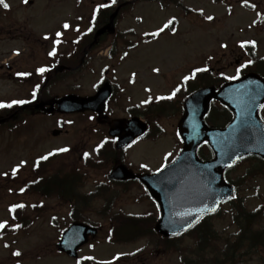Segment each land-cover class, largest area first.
<instances>
[{"label": "rangeland", "instance_id": "obj_1", "mask_svg": "<svg viewBox=\"0 0 264 264\" xmlns=\"http://www.w3.org/2000/svg\"><path fill=\"white\" fill-rule=\"evenodd\" d=\"M29 1L35 3L33 9L39 15L37 22L43 24L41 25L42 34L65 32L62 28L65 22L71 25V29L67 31L70 34H77L78 32L75 31L77 27L87 31L91 26L95 7L109 2V0ZM5 2L12 8L10 11V14H13L12 18L22 22L31 17L30 11L23 9L25 7L23 0H5ZM249 2L257 6L255 10L251 11L242 6V0H215V2L213 0H176L175 2L141 0L135 3L133 9L125 14L117 25L118 33H126L129 36H126L125 40L130 39L136 45L135 50L118 69L120 80L129 85H123L125 91L121 95L118 94L110 103L109 114L111 113L114 119L124 118L129 114V110L132 112L136 109L142 110L144 105L141 102L149 96H152L154 101L156 96L169 95L176 87L181 88L179 95L183 96L187 91L183 77L190 75L198 67L220 69L226 76L236 75L237 68L245 61L244 49L239 47L243 41H256V58L264 60V22L260 27H256L253 23L259 17L264 18V0H249ZM201 9L204 15H200ZM3 13L0 7V24L4 23ZM208 15H212L215 19L208 21L205 18ZM81 16L84 20L79 24ZM172 17L178 21L175 35L167 30L159 38L145 35V33L156 31ZM221 44H227L228 48H222ZM2 51L3 45L0 44V54ZM237 61H240L239 65L236 64ZM155 68L160 69L159 73L153 71ZM133 73L136 74L134 83L131 82ZM101 74L100 67H97L94 72L89 70L82 80H78L77 85H72L73 81L65 85H56L53 94L58 98L69 94L92 95L98 87L96 84ZM82 81H85L84 85H79ZM9 86L0 85V101L7 95ZM146 89H151V92ZM60 121L66 124L63 128L59 125ZM36 122V131L30 130V133H26L31 128L29 126L24 128L25 131L21 136L11 134L0 136L2 137L0 138V222L8 221L10 225L17 224L12 219V213L8 211L17 203L26 205L23 215L27 216L26 225L18 235L7 236L0 241V264H76L77 260L60 255L56 250V243L61 232L73 222L72 219L97 224L102 229L98 239L90 244L93 247L88 246L80 253V258L93 256L95 258L93 264L108 261L112 264H193L195 262L198 248L195 240L189 237H184L181 242L172 244L178 248L177 251H165L163 255L156 251L157 256L154 255L156 258L133 260L129 259L132 256L131 253L139 252L138 249L146 251L153 241L142 240L129 245H111L104 242L103 235H106L110 226V217L115 212L128 216H142L155 210L150 201L141 197L143 192L139 189L135 188L127 192V195L122 194L115 200L93 202L88 199L87 205L82 203L79 207L80 213L74 216H71L73 202L70 206L58 200H47L39 195L19 194V186L11 182L8 176L5 181L3 173H12V169L21 161L27 163L17 174L24 179L29 176L30 167L40 156L61 147H68L71 151L67 167L71 170L80 169L83 166L81 161L83 152L86 150L92 154L94 148L102 143V136L92 134L93 125L87 114L41 117L40 121ZM179 122L180 118L177 117L163 120L161 125L165 130L164 136L157 141L142 140L136 143L127 153L128 161L136 169H140L141 164H146L148 169L156 171L166 163L164 157L167 153L171 152L173 155L169 157V160L173 159L182 148L178 134ZM55 129H62L68 133L54 138L51 132ZM104 131L105 129L101 128L99 133ZM257 166H260L257 161H243L229 173V177L236 182L242 181L247 171ZM87 175L89 180L87 187L80 192L82 197L95 190L98 184L106 181L105 175L100 172L87 171ZM112 191L120 192L117 189ZM238 193L245 200L248 209L254 211L264 204V176L245 180L239 186ZM32 205L37 206L32 207ZM106 210L110 211L107 216H103L107 213ZM232 214L231 207L227 206L223 208L219 218H211L223 241L213 245L205 255L208 264H215L226 257L228 249L224 240L233 239L237 232L232 223ZM263 227L264 222L258 228ZM5 244L9 247L5 248ZM16 250L22 252V257L18 261L12 255V252ZM232 263L227 260L224 264ZM244 264H264V249L260 250L258 255L246 258Z\"/></svg>", "mask_w": 264, "mask_h": 264}, {"label": "water", "instance_id": "obj_2", "mask_svg": "<svg viewBox=\"0 0 264 264\" xmlns=\"http://www.w3.org/2000/svg\"><path fill=\"white\" fill-rule=\"evenodd\" d=\"M117 15L118 12L111 16L110 23L98 31L97 37L106 32H115L114 23ZM254 92L259 94L252 98L250 93ZM109 96L108 87L101 89L90 99L68 96L58 101V109L65 113L86 110L102 113ZM213 100L220 101L234 114L233 121L225 129H212L205 122ZM262 104L264 80L255 74L228 83L219 90L202 89L187 99L186 115L179 127L184 148L176 163L171 164L159 175L141 178L161 208V219L155 228L159 234L173 237L172 231L180 230L188 221L195 219V216L182 218L177 213H198L206 205L211 208L215 199H225L229 194L234 195L233 187L225 184L224 173L229 169L228 164L233 163L237 155L264 158V123L260 118ZM245 108L251 111L250 117L246 113L242 116ZM246 118L253 121V127L247 130L248 140L243 141L241 121ZM146 132L147 126L138 118H134L128 122L116 121L110 134L120 138L117 147L123 149ZM59 134V131L53 132L54 136ZM206 142L214 153V159L202 162L198 156V148ZM111 178L126 180L133 176L126 168L120 167L114 171ZM161 178L170 179V182L162 184ZM96 235V229L75 223L63 233L57 248L60 252L77 258L78 250Z\"/></svg>", "mask_w": 264, "mask_h": 264}, {"label": "flooded vegetation", "instance_id": "obj_3", "mask_svg": "<svg viewBox=\"0 0 264 264\" xmlns=\"http://www.w3.org/2000/svg\"><path fill=\"white\" fill-rule=\"evenodd\" d=\"M23 5L24 10L30 11V18L20 22L12 18L13 14H10L12 8H9L5 9L4 23L0 24V44L3 45V51L0 54V85H10L7 95L0 102L10 103L15 99L31 100V92L35 85L39 83L41 87L36 100L32 103L0 109V136L4 134L21 136L26 125H32L29 129L36 127L37 117L55 116L56 113L47 114L49 105L56 101V96L53 94L55 86L65 85L71 81H73L72 85H77L78 80H82L89 70L94 72L97 67L101 69V79L96 84L99 85L97 91L105 85H111L114 96L121 90V86L129 85L121 81L118 75L120 64L126 58L124 54L133 51H128L125 43H115L113 36H106L104 39L102 37L95 42L94 35L65 33L62 37L63 43L58 48L57 57H49L47 53L52 48V40H44L43 37L48 35L54 38L55 33H41V24L37 22L39 15L33 9L35 3L29 1L27 5L24 3ZM118 37L123 38L122 35ZM77 39L79 43H73ZM17 50L20 52L18 56L14 54ZM121 57L124 58L121 59ZM41 66L50 69L44 77L35 73V69ZM59 70L62 71L58 72ZM18 72H30L32 75L19 77L16 75ZM84 83L85 81H82L79 85ZM41 103L46 107L36 109L35 106ZM127 117L130 115L128 114ZM105 120L106 117H103L100 123L109 124ZM132 170L136 174H144V172ZM109 186H118L120 189L132 187L142 192L145 190L138 179ZM108 191L111 192V188Z\"/></svg>", "mask_w": 264, "mask_h": 264}, {"label": "trees", "instance_id": "obj_4", "mask_svg": "<svg viewBox=\"0 0 264 264\" xmlns=\"http://www.w3.org/2000/svg\"><path fill=\"white\" fill-rule=\"evenodd\" d=\"M108 16V10H104V12L99 17L98 25L106 23ZM122 17L123 16L121 15V18ZM248 71H258V66L256 67L255 63H253L249 65V67L244 68L242 74ZM224 77V74L220 70H216L215 74H212L211 72L198 73L194 82L191 84L193 87L190 91L193 92L203 86L218 87L228 81ZM182 112V105L173 99L170 101H160L154 103L151 105L149 111L145 113V116L154 128V126L157 125L160 119L163 117L179 115ZM231 119L232 115L229 110L218 103H214L212 105L210 114L207 117L208 123L214 127H224L231 121ZM163 132L160 131L159 135L163 134ZM159 135H152V137L156 139ZM200 156L206 160L212 157V153L207 146H204L200 149ZM61 159L64 161L67 160L65 156L58 155L51 160L44 161L40 167L36 168L40 176L44 173L49 174L47 181L42 180L40 192L43 194V196L56 197L63 201L71 198V200H73V211L76 214L80 212L79 206L81 204L80 199L78 198L77 189L82 185L81 181L85 179V176L80 170H68L67 168H59L53 165V162H58ZM113 161L114 158L111 154H100L98 159L90 160L89 163H87V166L90 168L108 169L113 164ZM257 161L261 162L260 160ZM261 174H264V167L253 169L246 177L254 178ZM107 215L108 213H104L103 216ZM261 217L262 213L247 214L245 209H243L240 204L236 206L235 218L243 234L250 233L253 223L257 221L259 222ZM155 219L156 218L154 215H148L137 219L123 218L120 215L112 216L110 217V230L107 239L111 243H119L128 241L130 239L151 235L152 233L154 235L153 226ZM196 230L197 229L193 230L190 235L195 238L196 242L199 244L198 246H200L203 241L207 242L209 240L211 241L215 239L211 229H207L206 231L202 232H198ZM262 236H264V232L263 234L258 232L251 238H244V241H246L247 244H250L251 241L254 243H259L262 241V239H260ZM171 242L172 241L169 240L168 250L172 249ZM238 246L239 245L237 243L235 245L236 249L233 252L234 254H237V252L241 250V248H238ZM208 249L209 248L202 245L201 248H199L200 252L193 264H208V261L205 258Z\"/></svg>", "mask_w": 264, "mask_h": 264}, {"label": "snow or ice", "instance_id": "obj_5", "mask_svg": "<svg viewBox=\"0 0 264 264\" xmlns=\"http://www.w3.org/2000/svg\"><path fill=\"white\" fill-rule=\"evenodd\" d=\"M213 2H215V0H213ZM23 3L27 5L29 3V0H23ZM116 4H117V0H109V2L98 4L95 7V9L93 10V13H92V17H91V26L87 30L88 33H91L93 31V28H94V26L96 24L97 17L100 14L101 10L110 8V7H112V6L116 5ZM0 5H2L3 8L6 9V10L9 9V4L6 3L5 0H0ZM242 6L250 7V8H253V9H255L257 7L255 4L250 3L249 0H242ZM161 7H163V5H161ZM229 11H231V10H229ZM200 15H204L202 9L200 10ZM257 15H261V13H257ZM205 18L208 21H213L215 19L212 15H208ZM253 23H255V21ZM177 24H178L177 19L175 17H172V18L168 19L167 22L164 23L162 26L158 27L156 31L145 33V35L151 36L153 38H159L161 36V34L164 33L166 30L167 31H171L172 34L175 35V33L177 31V29H176V25ZM62 28L65 31H67V30H69L71 28V25L69 23L65 22L62 25ZM75 31L79 33L80 32V28L79 27L75 28ZM63 36H64V32L63 31H58V32L55 33V37L54 38L50 37L48 35H45L43 37L44 40H52V48L47 53V55L49 57H52V58L57 57L58 48H59L60 44L63 43V40H62ZM73 43H79V39L73 41ZM221 47L227 49L228 45L227 44H221ZM239 47L241 49H247V48L255 49L257 47V43L254 40H252V41H243V42L240 43ZM14 54L18 56V55H20V52L17 50ZM127 55H128V53L124 54V56H127ZM123 58L124 57H121V59H123ZM209 59H212V57H209ZM252 63H253L252 60L247 61V63L241 65L240 68H237L236 75H234V76H225L224 78L228 79V80H237V79H239L240 78V72L242 71V69L249 67V65H251ZM49 71H50V69L48 67H46V66H41V67H38V68L35 69V73L37 75H39L40 77H44L45 73H47ZM153 71L159 73L160 69L159 68H155V69H153ZM208 71H209V69L207 67L195 68L191 72L190 75H186V76L183 77V83L187 84V82L189 80L195 79L198 73H206ZM16 75L19 76V77H29V76L32 75V73H30V72H18ZM135 76H136V74L133 73L132 74V81H131L132 83L135 82ZM40 87L41 86H40L39 83L35 85V88L31 92V100H28V99H15V100H12L10 103L0 102V109L12 108L15 105H25V104L32 103L33 101L36 100L37 94L40 91ZM94 87H95V85H94ZM146 91L151 92V89H146ZM180 91H181V88L180 87H176V88H174L171 91V93L169 95L156 96L155 100L157 102L173 100L176 97L177 93H179ZM258 94H259L258 92L250 93L252 98H254L255 95H258ZM152 102H153V97L149 96L147 99L143 100L141 103H142V105L146 106V105L151 104ZM260 107H261V109H264V104H262ZM245 113L247 114L248 117L251 116V111L248 108H245L243 110L242 116L245 115ZM69 123H71V122H69ZM252 127H253V121L250 118L242 119V121H241V129H242V131H241V140H243V141H247L248 140L247 130L252 128ZM106 143H108L107 140L103 141L102 143H100L94 149V151L99 153L100 149H102ZM129 147H131V145H129ZM69 151H70V148L61 147V148L55 149L54 151L48 152L46 155H42V156L39 157V159L36 160L35 167L38 168L40 166L41 162L49 160V158L52 157V156H55V155H58V154H62V153H67ZM172 155L173 154L171 152L167 153V155L164 157L166 163H164L160 168H158L156 170L155 175H159L160 173L164 172V170L166 168H168L167 161L169 160V157H171ZM89 157H90V153L89 152H84L83 153V159L85 161H87L89 159ZM243 158H244L243 156L237 155L235 157V161L233 163H231V164H228V167L229 168L233 167L235 162H237V161H239V160H241ZM26 163H27L26 161H21L20 164H18L16 167H14L12 169V176H15L20 171L21 167H23ZM172 163L175 164L176 161L173 160ZM141 167L142 168H147L148 166L146 164H141ZM3 175L4 176H8V173L5 172V173H3ZM35 182L36 181H33V183H35ZM169 182H170V179H166V178H161V180H160V183H162V184H166V183H169ZM20 191H21V193H23L25 191V189L21 188ZM232 191L234 192L235 189H233ZM234 199H236V197L234 195L229 194L225 199H219V198L215 199L214 200V204H213V206L211 208H209L206 205L198 213H191V212L177 213V215L181 216L182 218L183 217H188V216H195V219L188 221L180 230L172 231L171 235L173 237H177V236L182 235L185 232H188L190 229L195 228L205 218V215L214 214L215 212H217L219 210L220 204L227 203L228 200H234ZM36 206L37 205H32V207H36ZM40 206L42 207L43 205H40ZM25 207H26L25 204L17 203V204L12 205L8 209V211L10 213H12V214H15L18 209H23ZM255 211H259V209H255ZM12 219L15 220L16 216L13 215ZM53 219H56V217H53ZM21 227H22V225H20L18 223L15 224V225H10L8 223V221L0 222V231L5 230L6 228H12L13 231H16V230L20 229ZM4 247L8 248L9 245L5 244ZM89 247L92 248L93 246L89 245ZM137 251H140V249H138ZM134 254L135 253H131V255H134ZM12 255L14 257L20 258V257H22V252L20 250H16V251L12 252ZM94 259L95 258L93 256H84V257H81L79 260H77L76 264H83V261H91V260H94ZM117 259H119V256H117ZM97 264H112V262L111 261H108V262H97Z\"/></svg>", "mask_w": 264, "mask_h": 264}]
</instances>
